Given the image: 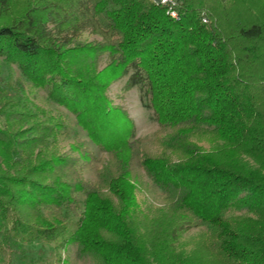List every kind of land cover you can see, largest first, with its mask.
<instances>
[{
	"label": "trees",
	"instance_id": "obj_1",
	"mask_svg": "<svg viewBox=\"0 0 264 264\" xmlns=\"http://www.w3.org/2000/svg\"><path fill=\"white\" fill-rule=\"evenodd\" d=\"M84 28L101 41L77 40ZM0 58L108 156L86 181L95 158L66 118L0 89V252L46 241L75 248L56 264H264V0H0ZM124 77L148 96L151 138L105 95Z\"/></svg>",
	"mask_w": 264,
	"mask_h": 264
},
{
	"label": "rangeland",
	"instance_id": "obj_2",
	"mask_svg": "<svg viewBox=\"0 0 264 264\" xmlns=\"http://www.w3.org/2000/svg\"><path fill=\"white\" fill-rule=\"evenodd\" d=\"M21 8V5L18 6ZM48 30L54 32L51 25H48ZM77 40L87 42H100V38L93 34L89 28L82 29L77 34ZM108 63L106 56L99 58L97 71L101 72ZM126 77L112 83L108 86L105 95L111 101L113 107H118L127 113V116L134 124V138H151L158 131V125L149 105L148 96L145 95L144 89L137 86L128 91L123 90V85ZM0 89L4 96H6L11 103L17 101L18 98H25L33 105L40 107L45 112L52 115H62L66 118L71 129H76L78 138L85 142L95 161L90 167L82 169L83 178L88 182L96 181V170H101L102 166L107 162L108 156L105 152L98 149L90 139L86 132L76 125L75 117L64 108L54 104L48 97V89L40 88L34 89L31 84L22 76L19 69L12 64H8L3 58H0ZM10 103V104H11ZM5 122L0 116V127H4ZM75 138H67L60 141L59 151L62 154H69L70 147L74 143ZM201 148L208 150L209 144L205 141L197 143ZM145 185L149 186L150 182L143 178ZM136 200L143 208L144 204L163 196L158 189L151 192H137ZM80 199H82L80 197ZM245 214L244 211L235 212V214ZM77 218L73 217L64 225V233L58 235L57 239L60 241L61 237H67L75 229ZM202 229H189L183 234L181 241H187L190 237L196 236ZM74 247H62L57 249L54 242L39 241L31 244L22 243L18 241L16 244L9 246H2L0 252V264H56L57 259L60 260L71 257L74 253ZM77 264H93L89 259L84 258L78 261Z\"/></svg>",
	"mask_w": 264,
	"mask_h": 264
},
{
	"label": "built area",
	"instance_id": "obj_3",
	"mask_svg": "<svg viewBox=\"0 0 264 264\" xmlns=\"http://www.w3.org/2000/svg\"><path fill=\"white\" fill-rule=\"evenodd\" d=\"M156 4H167V3H172V0H156L155 2ZM170 17L175 19L176 18V13L174 11H170L169 13ZM202 21L205 23L206 22V19L205 17L202 15Z\"/></svg>",
	"mask_w": 264,
	"mask_h": 264
},
{
	"label": "water",
	"instance_id": "obj_4",
	"mask_svg": "<svg viewBox=\"0 0 264 264\" xmlns=\"http://www.w3.org/2000/svg\"><path fill=\"white\" fill-rule=\"evenodd\" d=\"M153 1H155V2H156V0H153Z\"/></svg>",
	"mask_w": 264,
	"mask_h": 264
}]
</instances>
